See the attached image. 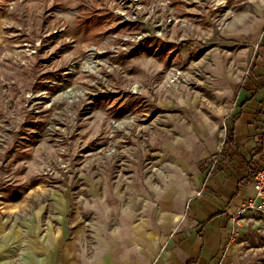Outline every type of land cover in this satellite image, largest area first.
Listing matches in <instances>:
<instances>
[{
    "label": "rangeland",
    "instance_id": "374dc122",
    "mask_svg": "<svg viewBox=\"0 0 264 264\" xmlns=\"http://www.w3.org/2000/svg\"><path fill=\"white\" fill-rule=\"evenodd\" d=\"M255 13L264 0H0L8 264L14 239L62 220L63 206L71 220L86 204L96 221L129 191L175 183L190 115H223L251 73L257 57L238 27ZM239 219L234 252L264 264V215Z\"/></svg>",
    "mask_w": 264,
    "mask_h": 264
},
{
    "label": "crops",
    "instance_id": "0c3cea01",
    "mask_svg": "<svg viewBox=\"0 0 264 264\" xmlns=\"http://www.w3.org/2000/svg\"><path fill=\"white\" fill-rule=\"evenodd\" d=\"M238 28L249 35L255 64L234 84L223 115H190L182 142L175 141L183 150L175 183L129 191L122 204L97 210L96 221L88 219L93 211L86 204L71 220L63 206L62 220L44 232L33 223L28 238L14 239L17 264L242 263L232 247L240 229L235 207L252 192L249 175L264 154V14ZM8 251L0 237V264H8Z\"/></svg>",
    "mask_w": 264,
    "mask_h": 264
},
{
    "label": "built area",
    "instance_id": "2783aa9c",
    "mask_svg": "<svg viewBox=\"0 0 264 264\" xmlns=\"http://www.w3.org/2000/svg\"><path fill=\"white\" fill-rule=\"evenodd\" d=\"M251 193L243 197L236 205V218L240 213L250 211L258 215H264V156L258 161L249 175ZM235 211V212H236ZM234 219L239 225L238 219Z\"/></svg>",
    "mask_w": 264,
    "mask_h": 264
}]
</instances>
